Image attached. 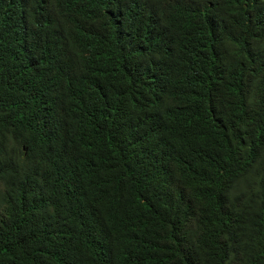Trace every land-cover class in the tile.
<instances>
[{
    "label": "trees",
    "instance_id": "16d2710c",
    "mask_svg": "<svg viewBox=\"0 0 264 264\" xmlns=\"http://www.w3.org/2000/svg\"><path fill=\"white\" fill-rule=\"evenodd\" d=\"M0 264H264V0H0Z\"/></svg>",
    "mask_w": 264,
    "mask_h": 264
}]
</instances>
